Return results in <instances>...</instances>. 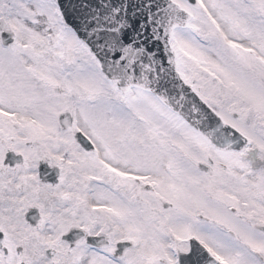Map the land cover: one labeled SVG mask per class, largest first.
<instances>
[{
    "label": "snow or ice",
    "instance_id": "snow-or-ice-1",
    "mask_svg": "<svg viewBox=\"0 0 264 264\" xmlns=\"http://www.w3.org/2000/svg\"><path fill=\"white\" fill-rule=\"evenodd\" d=\"M0 264H264V0H0Z\"/></svg>",
    "mask_w": 264,
    "mask_h": 264
}]
</instances>
